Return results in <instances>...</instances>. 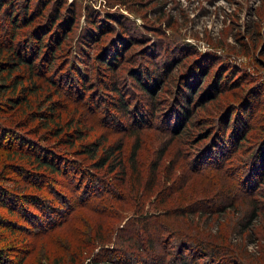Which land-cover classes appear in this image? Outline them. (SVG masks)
<instances>
[{"label": "rangeland", "instance_id": "1", "mask_svg": "<svg viewBox=\"0 0 264 264\" xmlns=\"http://www.w3.org/2000/svg\"><path fill=\"white\" fill-rule=\"evenodd\" d=\"M56 1L57 0L47 1L49 5L45 9L46 14ZM36 2H34V4ZM74 3L75 5L78 4L79 7L84 4L83 8L85 5L90 4L96 9L102 10V8H106L107 10L119 12L124 16L120 17V19L123 20V25L131 27L134 35L139 32L147 37H158L174 42L169 49V53H172L174 56H179L177 59L173 60V65L165 70L163 73L164 75L162 74L163 81L158 83L157 87L154 88L153 96L157 94L160 97L158 113L153 115L152 119L155 120L154 125L149 128L138 127L133 130L136 131V129H138V137L141 138V143L144 138L143 144L139 143L140 150H138V152L141 153V159H144V153L147 154L153 151L155 144L158 147V140H160V146L166 143L176 144L175 152L172 153L171 149L165 156L163 164L168 162L167 159L172 157L183 166L182 171L179 172L180 169H178L176 174L177 179L174 187L182 188V190L179 191L180 201L175 205L181 203L182 207L188 206L189 211L174 215V219L156 217V222L154 224L157 225L154 228V224L151 223L152 228L147 230L143 238L148 237L149 239L155 240V243L160 246L159 252H161V258H163L167 250H169L173 256L176 246L179 243V238L181 237L182 240H188L185 237H189L193 234L203 238L204 240L202 241L204 242L210 241L206 244L214 243L216 248L220 244H224L225 246H219L220 257L235 255L232 253L231 249H235V245L239 241L242 242V245L250 254L257 255L258 258L263 257L264 209L259 212V215L254 221H251V223L247 225L250 219H248L249 214L247 217L245 215L246 210H252V201L250 202V198L247 196L235 197L234 195L231 196V192H226L225 199L220 197L217 199V202L206 201L199 204L203 197L198 194L202 184L199 187V184L196 183L200 181V179L193 178L189 174V162H191L190 165L193 172H198L200 174V165L213 164L212 160H205L208 156L212 155L209 148L210 145H207L209 141L204 138L205 133L211 131L210 133L213 134L214 124L219 126V123L221 124L219 120L222 119L221 121H223L229 112H231V114L227 122V131H230L232 127L234 129V116L238 119V121L235 122L237 125V123L239 124V119H241V123L244 122V118L246 120L248 118L247 114L250 113L249 122L251 126L254 127L248 128L246 126L248 129L245 127L240 139H242L243 136L246 139L248 134H250L249 132L252 131L251 136H249L251 137L250 142L252 143L255 141L256 132L261 133L264 131V128L261 129L264 127V0H67L66 4L62 5L63 11L67 12L69 8L67 5ZM83 8L82 10L79 8L75 9L74 23L72 24V27L75 28L71 32H68V34H70L67 36L64 51L55 54L56 58L54 62L55 64H64L63 66L65 67L68 65L69 60L75 57L78 61L75 63V67H79L86 73L98 72L101 75L102 70H97L96 65L98 62H96V60L91 58L86 59L84 63L79 62L78 57L82 58L85 54L80 53V48L84 52L87 51L94 55L102 50L101 44L105 43L104 41L103 43L90 44L88 47L82 45L83 40L79 37L81 34L80 29L86 24ZM17 14L22 18L19 9ZM2 17L1 13L0 39H2ZM65 25H68V23H64V26ZM119 27L120 26H117L116 28ZM122 29H124L123 26ZM27 36L29 35L26 34L23 38ZM107 36H109V34H107ZM23 38H20V40ZM4 40L6 41L4 47H6L7 40ZM20 42L22 41L17 39L14 47H20L21 49L23 45ZM144 42L145 39H141V41L135 45L132 44L124 50L122 49V61L124 62L127 59H129V61H125L124 65H122L123 62L121 61L120 65L116 67L114 74L120 79L117 83L118 87H121V83L124 82L121 80H126L127 83L129 82L134 86L137 83L144 86L143 82L145 81L142 75V80L133 82L131 76H129V72H127L129 68L135 67L136 63L139 62L141 58L139 55L141 54ZM0 50L2 53V43H0ZM76 52H78L79 55ZM183 52L184 54H182ZM75 54H77L78 57ZM202 58L205 59V62H210L211 66L201 75L198 73L201 72L199 69V62ZM142 60H144L143 57ZM38 61L39 60H37V62ZM1 62L2 60L0 59V63ZM160 62L161 60L159 64ZM144 65H142L143 68H150L146 63ZM193 66H195V69L197 68L195 73L193 72ZM1 67L2 65H0V68ZM67 67L68 66L65 67V70ZM42 68V72H39L40 75H42L41 77L48 78L51 82L55 81V83L59 84V86H57L62 92L61 95H54V93L46 92L47 90L44 88L45 91H43V95L40 93L39 99L34 98V111H47V108L43 106L47 103H54L61 106L64 101H67L65 105L66 110H71V105L79 110L75 122L76 125L81 124L90 128V131H87L88 135L85 139H82L83 142H101L102 146L100 149H103V146L107 143L116 144L120 141L124 144L123 154L125 153V156H127L129 153L128 147L133 141V137H126L124 134L128 133L131 129L120 130V128H115V126L119 125V121L122 120L126 125L133 123L135 125L134 127H137L138 125L136 126L134 123L135 120L132 117L139 114V110L137 109L141 108L138 106L141 105L142 102L138 104V100L142 99L144 103L147 102L144 98L146 97L145 94H149V92L144 88L143 93H140L141 97H139L138 90H136L137 92H131L132 90L124 91V97L131 102L128 114H124L121 110H113L114 105L112 102L116 101L115 98H117V95L111 91H105L104 88L101 89L99 82H97L93 91L96 92L94 97L95 101L88 96L85 97L86 106H79L76 105L79 99L75 98L76 93L74 88L72 87L69 89V85H65L63 80L59 78L58 74H60L62 66L57 68L55 65V69L52 71H47L44 66H42ZM19 71L22 70L15 69L11 72V76H16L18 81L20 80L18 76V74L20 75V73H18ZM107 71L109 72V70ZM189 71H191L190 74L193 78L189 85H187L188 88L183 92L186 93V95L190 94V87L193 85L192 91L194 92V100L190 99V101L193 100V103H189V114L183 119L179 129L175 133H172L171 125L175 123V112L171 109V106L172 104L175 106L176 102L172 101L171 98L176 93L178 83ZM2 75L6 77L7 73H2L1 68L0 123L3 122L2 120L11 119L13 121L10 123L11 127L18 132L23 131L21 126L18 127L14 125L18 118L13 119L11 118L12 116H8L7 114L11 107L10 105L8 107L5 105L6 95L8 93L5 84H7L8 81H4ZM170 75H173V83L167 82L168 76ZM148 78L150 82L152 78H150V76ZM103 79L106 81L108 77H104ZM127 83L124 86L126 87L125 89L129 88ZM161 87L165 89V92L160 90ZM183 92L181 93L182 95L184 94ZM102 98H105L106 101L102 102V100H99ZM166 99H171L170 102H167L168 106H166V102H164ZM88 102H90V106ZM178 103L181 107V102ZM258 103L259 106H256ZM88 106L91 107V109H89ZM245 106H247V108H244ZM105 109L109 110L110 113L108 115H105ZM163 109L164 111L166 109L168 110H166V117L161 119L159 118V114H161ZM135 110L136 114H134ZM80 112L81 118L78 117ZM14 113L17 112L14 111ZM27 116L30 119L32 118L29 121L28 128L36 125L37 127L34 132L42 134L44 129L39 128L40 122L34 119L31 113ZM102 116H104L105 119ZM7 120L4 121L5 124H8ZM139 121H142V119H139ZM120 125H122V123H120ZM155 125H157L156 129ZM53 130L54 129H52L51 132H53ZM165 133L167 134L165 135ZM191 134H195L194 139H190ZM161 138H167V141L162 142ZM52 139L55 140V138ZM245 139L242 141H245ZM248 144L249 142L246 141L244 146ZM159 148L160 147L157 149ZM261 149L264 151V144ZM5 151L9 150L6 149ZM242 153L243 151L235 150L230 156V159H233L230 162V169L233 170L236 178L239 176L240 172V169L235 166L240 162L236 160V158H241L243 156ZM67 157H78V161L81 162L80 156H73L68 153ZM213 157L214 156H212V158ZM0 158V184L2 185V197L0 196V215L2 216V222H0V224H2V239H10V234H14L15 236V240L11 243L15 249H8L3 253L1 252L0 255L2 258L0 257V264H16L19 262L18 257L21 254L25 256L24 264H54L56 259L67 260L72 259V256L74 259L80 260L75 261L72 259L75 262L73 264H87L89 258L83 257L87 250L90 251L89 256H96L97 259L105 257L106 260L103 264L132 263L128 259L135 261L137 264H172V261L164 262L161 260H153L154 253H149L146 250L143 251L144 253L135 252V254H132L130 257L121 258L119 255L120 253H118L122 251L118 246L123 247L120 239H132L135 233L131 224L126 225L128 227L123 229V231H119L122 223L128 219L129 213L127 210L119 213L112 210L109 213L111 216H120L121 220L117 222L114 218L99 216L102 212H97L85 207L79 208L78 201H90L93 196L91 194L93 191L87 196L84 195V198L77 199L79 198V194L70 192V188H72L73 183H75L74 179H71L70 176L64 177V175H57L51 177L50 175L44 174L45 177H25L23 173L14 172L12 168H8L6 162L2 160V150H0ZM86 162L83 161L84 165L88 163ZM256 164L257 162L254 160L250 164L252 170L249 171L248 174L246 172L244 173L249 182L253 181ZM87 165L89 166V163ZM106 176L111 178L113 175L107 174ZM201 176L205 178V176ZM188 180L191 182L188 183ZM185 181L186 183L184 185ZM64 185H67V189ZM240 185L242 184L240 183ZM63 187L67 191H65ZM240 187L241 186H239V188ZM255 187L258 189L255 193L258 198L253 199L259 202V205H261L260 208H264V182ZM59 190L63 193H68L66 195L68 196V200L65 199L66 202L62 200ZM15 194L24 195V197L35 198L41 196L43 198H48L46 201L50 204V207L43 211L42 216L39 215L38 220L27 223L18 217L17 212L20 213L23 204H26L29 210L35 209V204L29 199L20 203L18 201L19 199L12 198L13 195L17 197ZM42 200L44 199H41V202ZM67 201L71 202V205L65 208L64 204H66ZM171 202H173V200ZM20 205L21 209L19 207ZM60 212H62L60 220L56 221L55 224L46 230L48 225L54 222ZM245 217L246 220H244ZM5 221H9L15 228L10 224H6ZM177 222L183 223L186 227H179ZM173 224L175 226H173ZM22 225L28 227L30 232H23L24 230L17 229ZM251 225L253 227L252 229L250 228ZM6 227H10L13 233L6 230ZM79 229L85 230V232L93 238L94 242L87 244L83 243L80 237L74 233V230L79 231ZM109 229L111 238L107 237ZM206 233L208 235L209 233L214 234V239L205 236ZM218 234L219 236H217ZM173 235H178L179 238L176 240ZM163 238L167 240L164 244L163 241H160V239L162 240ZM220 238L223 239L221 240ZM11 239H13V237ZM4 245L5 242H2V246ZM131 245L132 244H128L126 248L132 247ZM157 245L156 248L158 249ZM64 248H67V250ZM145 249H147V246H145ZM205 249V247H201V251L198 252H203ZM126 251L129 250L127 249ZM205 251L203 255L199 253L201 257L197 259L196 263L194 262L195 264H215L212 260H216L219 257L217 252L209 249ZM60 253L63 254V257L58 255ZM41 256H44V258ZM195 256L197 255L192 254V259H195ZM203 260L204 262H202ZM230 264H249V261L238 258L232 263L230 257ZM261 264H264V261H262Z\"/></svg>", "mask_w": 264, "mask_h": 264}, {"label": "trees", "instance_id": "2", "mask_svg": "<svg viewBox=\"0 0 264 264\" xmlns=\"http://www.w3.org/2000/svg\"><path fill=\"white\" fill-rule=\"evenodd\" d=\"M47 1L49 0H0V14L2 13L3 16V26L1 29L2 39H0V43H2V53L0 50V59L2 62L0 65H2V73H7L6 77H3L2 75V79L4 81H8L7 84H5L8 91L5 105L7 107L9 105L11 106L7 113L8 116H12L11 118L13 119L18 118L14 125L18 127L21 126V129L23 130L20 131L18 128L20 131L18 132L16 129L12 128L10 123L13 121L11 119H6L8 124H5L4 121L6 120H2L3 122L0 123V150H2V160L6 162L8 168H12L14 172L23 173V176L25 177H45L44 174L50 175L51 177L57 175H64V177L70 176V178L75 181L72 188H70V192L78 193L79 198L77 199H82L84 198V195L87 196L93 191V193H91L93 196L90 201H78L79 208L85 207L97 212H102L99 214L101 217L114 218L117 222H119L121 220L119 215L111 216L109 213L112 210L116 213L127 210L129 213L128 219L122 223L119 231H123V229L128 227L126 225L131 224L135 233L132 239H120V242L123 244V247L118 246L120 250L122 249L121 252H118L120 253L119 255L121 258L130 257L132 254L134 255L135 252L144 253L143 251L146 250L149 253H154L152 259L155 261H172V264H195L197 259H199L201 255L205 254V250H212L217 252L219 255V246H225L224 244H220L216 248L214 243L206 244L210 241L204 242L202 241L204 239L196 234L189 237L183 236L188 240H182V238H179L178 235H173L174 239L177 240L179 238V243L176 246L173 256L172 253L167 250L165 251L163 258H161V252H159L160 246L155 243V240L149 239L148 237L143 238V235H146L147 230L152 228L151 223L154 224L156 222V217L174 219V215L189 211L188 206L182 207L181 203L179 205H175L180 201L179 191L182 190V188L174 187L177 179L176 174L178 169H180L179 172L182 171L183 166L179 161L174 160L172 157L167 159L168 162L163 164V160L165 159L167 153H169L171 149L172 153L175 152L176 144L166 143L160 146V140H158V147L160 148L157 149L158 147L155 144L153 151L147 154L144 153V159H141V153L138 152V150H140L139 143H141V138L138 137V129H136V131L133 130L138 127L149 128L155 123V120L152 119L153 115L158 113L160 97L157 94L156 96H153V91L154 88L157 87V84L163 81L162 74L165 70L169 69L173 65V60L179 57L169 53V49L172 47L174 42L158 37H147L139 32L134 35L131 27L123 25V20H121L120 17L124 16H122L119 12L115 10H107L106 8H102V10L96 9L90 4L85 5L84 8V4L80 7L78 4L75 5V3L68 4L67 6H69V8L66 12L63 11L62 5L66 4L67 0H57L46 14L45 9L49 5ZM34 2L36 3L34 4ZM76 8L81 10L82 8L84 9V19L86 24L80 29L81 34L79 33V37L83 40L82 45L88 47L90 44L99 42L103 43L104 41L105 43L101 44L102 50L98 54L93 55L87 51L84 52L80 48V53L85 54L82 58L77 56V54L79 55L78 52H76L77 54L75 55L79 58V62L81 63H84L86 59L92 58L96 60V62H98L96 65L97 70H102L101 75L98 72L86 73L79 67H75V63L78 62L75 57L74 59L71 58L69 60L68 65H66L68 66L66 70V66H63L64 64H55L54 62V59L56 58L55 54L64 51L67 36L70 34H68V32H71L75 28L72 27V24L74 23ZM18 9L21 11L22 18L17 14ZM64 23H68V25L64 26ZM117 26L120 27L116 28ZM122 26L124 29H122ZM25 33L29 36L23 38V36L26 35ZM107 34H109V36H107ZM20 38L23 39L20 40ZM4 39L7 40L6 47H4L6 42ZM17 39L22 41L20 42L23 45L21 49L20 47H14ZM141 39H145V42L142 45L141 54L139 55L141 58L139 62L136 63V66L129 68L127 72H129V76H131L133 82L142 80L143 76L145 81L143 82L144 86L138 83L134 86L129 82L127 83L126 80H121L124 82L121 83V87H118L117 83L120 79L117 78L114 72L116 71L117 65H120V62L123 60L121 58V51L132 44L135 45L140 42ZM184 52L182 54H184ZM142 57L144 60H142ZM203 58L199 62V69L201 72L198 74L201 75L205 73L209 66H211L210 62H205V59ZM37 60L39 61L37 62ZM160 60L161 62L159 64ZM125 61H129V59ZM125 61H122V65H124ZM143 63H146V65L150 66V68H143ZM55 65L57 68L62 66V70H60V74H58L59 78L63 80L65 85H69V89L72 87L74 88L76 93L75 98L79 99L76 105L79 106H86L85 97L89 96L94 100L96 92L93 91L97 82H99L101 89L104 88L105 91H111L117 95V98H115L116 101L112 102L114 105L113 110H121L124 114H128V109L131 103L124 97V91L132 90L131 92H134L138 90L139 97H141L140 93H143L144 88L149 92V94H145L146 97L144 98L147 102L144 103L142 99L138 100V104L142 102L141 105L138 106L141 108L137 109L139 110V114L133 117L131 115V117L135 120L134 123L138 126L134 127L135 125L133 123L126 125L122 120L119 121V125L115 126V128H120V130L131 129L128 133L124 134L126 137H133V143L131 142L128 147L129 153L127 156H125V153L123 154L124 144L120 141L116 144L107 143L103 146V149H100L102 146L101 142H83L82 139H85L88 135L87 131H90V128L81 124L76 125L75 122L77 120V113L79 110L75 109L76 107L74 108L71 104V110H66L65 105L67 104V101H64L61 106L54 103H47L43 105L47 108V111H34V98L39 99L40 93L43 95V91H45L44 88H46V92L54 93V95H61L62 90L58 88L59 84L55 83V81L51 82L50 79L41 77L42 75H40L43 70L42 66H44L47 71H52L55 69ZM15 69L22 70L18 72L20 73V75L18 74L20 77L19 81L16 79V76H11V72ZM193 69V72L195 73L197 68L195 69V66H193ZM107 70H109V72ZM190 73L191 71H189L184 78L182 77L181 81L178 83V87H176V93L171 98L172 101L176 102L175 106L174 104L171 106V109L175 112V123L171 125L172 133H175L179 129L183 119H185V117L189 114V103H193L194 100V92L192 91L193 85L190 87L191 92L188 94L189 96L183 92L186 88H188L187 85H189L193 78ZM149 76L152 78L150 82L148 78ZM172 76L173 75L168 76L167 82L173 83ZM104 77H108V79L105 81L103 79ZM126 83L129 87L128 89H125L126 87H124ZM160 90L165 92V89H162V87ZM182 92L184 93L183 95L181 94ZM171 99H166L164 101L166 102V106H168L167 102H170ZM190 99L193 100L190 101ZM99 100H102V102L106 101L105 98ZM178 102H181V107ZM88 105L90 106V102H88ZM89 106L88 108L91 109ZM256 106H259V103ZM244 108H247V106ZM166 110L164 111L163 109L161 111L159 118L164 119V117H166ZM14 111L17 113H14ZM30 113L31 116H34V119H37L40 122L39 128L44 129L42 134L34 132L37 127L36 125L28 128L29 121L32 119L27 116ZM104 113L105 115H108L110 112L108 109H105ZM134 114H136V110L134 111ZM230 114L231 112L226 115V118H224L223 121H221L222 119L219 120L221 122V124L219 123V126L214 124L213 134L210 133L211 131L205 133L204 138L208 139L207 141H209V143H207V145H210L209 148L212 152V155L208 156L205 160H212L213 164L200 165V174L198 172H193L190 165L191 162H189V174L193 178L200 179V181L196 183L199 184V187L202 184L198 194L203 197L201 198L199 204L206 201L217 202V199L220 197L225 199L226 192H231V196H247L250 198V202L252 201V210H246L245 214L246 217L249 214L248 219L250 220L247 224L249 225L251 221H254L259 215V212L264 209L263 207L260 208L261 205H259L257 200L253 199L258 198L257 194H255L258 189L255 186H259L260 183L264 182V151L261 149L264 144V131L261 133L256 132L257 135L255 134V141L252 143L250 142L251 137H249L251 136L252 131L249 132L250 134H248L246 139L244 136L240 139L246 126L248 128L254 127L251 126V123L249 122L250 113L247 114L248 118L246 120L244 118V122L241 123V119H239L240 125L238 123L237 125L235 124L238 119L234 116V129L232 127L230 131H227V122ZM78 117L81 118V112ZM102 117L105 119L104 116ZM139 119L144 121H139ZM120 123H122V125H120ZM156 126L157 125H155V129ZM247 127L246 129H248ZM263 128L264 127L261 129ZM52 129H54L53 132H51ZM166 134L167 133H165V135ZM194 136L195 134H191L190 139H194ZM52 138H55V140ZM243 139H245V141H242ZM161 140L162 142H165L167 141V138H161ZM246 141H248L249 144L244 146ZM143 142L144 138L141 144H143ZM6 149L9 151H5ZM235 150L243 151V156L241 158H236V160L240 161L237 163L238 165H235L240 169L239 176L237 178L234 176L233 170L230 169V162L233 160L230 159V156ZM68 153L73 156H80L81 162L78 161V157H67ZM212 156L214 157L212 158ZM254 160L257 164L254 168L255 172L253 175V181L249 182L244 173L246 172L248 174L249 171L252 170V166L250 167V164ZM83 161H87L89 166L87 165V162V164L84 165ZM107 174H112L113 176L108 178L106 176ZM194 174L200 175L195 176ZM201 175L205 176V178ZM189 182L191 181L188 180V183ZM185 183L186 181L184 182V185ZM240 183L242 185H240ZM239 186L241 187L239 188ZM64 187L67 189V185H64ZM66 189L65 191H67ZM4 191L6 192L5 188ZM59 193L61 194L60 196L62 197V200L66 202L65 199L68 200V196H66L68 193H63L61 190H59ZM15 195L17 197L13 195L12 198L19 199L18 201L20 203L29 199L33 204H35L36 208L29 210L27 205L22 203V210L20 213L17 212L18 217L27 223H32V221L38 220L39 215L42 216L43 211L50 207V204L46 201L48 198H43L41 196L35 198L24 197V195L20 194ZM0 196L2 197L1 184ZM41 199L44 200L41 202ZM172 200L173 202H171ZM64 205L65 208H68V206L71 205V202L67 201ZM19 207L21 209V205ZM58 214L59 215L55 218L54 222L51 225H48L46 230L55 224L56 221L60 220L62 212ZM246 217L244 220H246ZM0 222H2L1 215ZM5 223L13 226L9 221H5ZM156 225H153L154 228ZM177 225L179 227H186L180 222H177ZM173 226L175 225L173 224ZM0 227V253H3L8 249L14 250V246L11 245V243L15 240L14 234H10V239H2V224H0ZM13 228L15 227L13 226ZM250 228H253L252 225ZM5 229L9 230L10 233H13L10 227H6ZM17 229L24 230L23 232H30V229L23 225ZM74 233H76V235H78L85 244L94 242L93 238L90 237L85 230H74ZM11 236L13 239H11ZM205 236L212 237L214 239L213 236L215 235L211 233L208 235L206 233ZM217 236H219V234ZM107 237L111 238L110 229ZM220 239L222 240L223 238ZM160 241H163V244L167 242L165 238L162 240L160 239ZM2 242H5L4 246H2ZM128 244H132V247L126 248ZM155 244L158 246V249ZM145 246H147V249H145ZM201 247H205L206 249L203 250V252H198L201 251ZM64 249L67 250V248ZM127 249L129 251H126ZM231 250L235 255L221 257L219 255L216 260L212 261L215 264H230V257L232 259V263H234L238 258L246 259L249 261V264H261L262 261H264V256L258 258L257 255L250 254L244 248L241 241L236 243L235 249ZM87 251L83 255L84 258H89L87 264L105 263V257L97 259L96 256H89L90 251ZM192 254L197 255L195 256V259H192ZM23 255L24 254H21L18 257L19 262L16 264H24L25 256ZM58 255L63 257V254L61 253ZM41 257L44 258V256ZM71 258L74 259L73 256ZM72 259H56L54 264H73L75 262ZM74 260L80 261L79 259ZM128 260L137 264L131 259ZM202 262H204V260Z\"/></svg>", "mask_w": 264, "mask_h": 264}]
</instances>
